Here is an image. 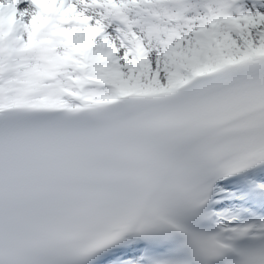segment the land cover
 I'll use <instances>...</instances> for the list:
<instances>
[{
	"label": "snow or ice",
	"instance_id": "obj_1",
	"mask_svg": "<svg viewBox=\"0 0 264 264\" xmlns=\"http://www.w3.org/2000/svg\"><path fill=\"white\" fill-rule=\"evenodd\" d=\"M0 264H264V0H0Z\"/></svg>",
	"mask_w": 264,
	"mask_h": 264
}]
</instances>
